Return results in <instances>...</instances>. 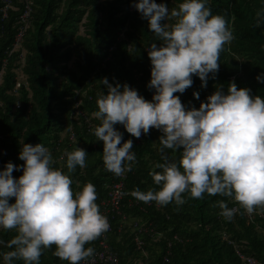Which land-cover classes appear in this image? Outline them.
Returning <instances> with one entry per match:
<instances>
[{"label":"trees","instance_id":"trees-1","mask_svg":"<svg viewBox=\"0 0 264 264\" xmlns=\"http://www.w3.org/2000/svg\"><path fill=\"white\" fill-rule=\"evenodd\" d=\"M2 1L0 171L9 162L17 166L24 164L18 158L24 144H42L53 156L52 167L70 176L74 192L81 191L87 183L95 186L101 212V202L116 180L104 167L103 142L97 141L92 131L100 125L99 120L91 117L98 110L97 99L107 94L101 81L107 78L113 86L120 84L121 90L127 84L151 102L153 89L148 84L152 65L146 50L153 43L159 46L161 41L134 7L133 11L129 10L138 0H29L27 27L20 19L24 6L13 0L4 17ZM155 2L167 5L171 12L184 0ZM207 6L213 15L225 17L234 39L224 46L219 70L209 73L206 87L194 75L192 86L183 94L174 95L179 96L186 110H199L201 103H206L218 89L227 94L229 84L234 82L238 90L249 89L250 95L264 99V83L256 79L257 76L264 79V25L256 24V13L264 10V0H207ZM19 28L25 32L20 47L15 48ZM194 93L199 94V99ZM78 100L79 109L90 117L88 122L72 116V107ZM114 127L123 135L121 145L132 139L122 125ZM161 135L159 130L151 129L147 135L142 134L139 143L133 142L137 162L125 181L129 196L122 213L126 221L109 241L118 256V264H240L232 247L222 240L223 234L242 242L247 254L264 262V214L259 211L249 217L230 198L219 195L204 194L202 199H193L185 193L182 197L186 203L179 206L175 202L165 206H157L155 202L146 204L130 195L136 189L158 190L149 173L161 171L155 169L157 163L163 162L159 152ZM76 148L87 153L86 167L68 173L64 152ZM165 151L175 162L181 158L179 151ZM22 174L21 167L12 176L18 179ZM128 201L132 203L130 206ZM219 201L230 208L237 207L230 221L219 215ZM133 221L150 225L160 234L159 239L142 235L143 249H138L131 227ZM16 234L15 230L0 229V240L10 241ZM97 243L98 239L85 248L92 247L95 251ZM11 250L14 249L0 244V264H4L3 254ZM54 251L55 246L44 250L40 264H68L54 256ZM12 264L24 262L13 260Z\"/></svg>","mask_w":264,"mask_h":264},{"label":"clouds","instance_id":"clouds-1","mask_svg":"<svg viewBox=\"0 0 264 264\" xmlns=\"http://www.w3.org/2000/svg\"><path fill=\"white\" fill-rule=\"evenodd\" d=\"M133 7L146 19L150 31L161 41L148 50L151 61L152 101H146L127 84L113 86L104 78L107 94L97 99L92 116L100 125L92 131L103 142L102 160L106 171L116 177L131 172L137 162L133 141L121 145L123 135L115 129L122 125L139 139L151 129L159 130L157 163L149 175L158 190H133L130 195L143 203L165 206L183 205L204 194L230 198L248 215L264 214V99L253 97L249 89L229 84L227 94L218 89L201 103L199 110H186L179 96L199 77L206 87L209 73L219 70L220 53L233 39L228 22L213 15L207 0H184L169 12L167 5L155 0H138ZM174 20V23L166 21ZM164 21L165 23H162ZM257 26L264 25V10L256 13ZM258 82L264 83L261 76ZM199 99V94H193ZM165 150L179 151L178 162ZM182 150V151H180ZM68 173L86 167L87 153L76 148L65 150ZM22 166L9 162L0 171V229L15 230L10 241L0 240L8 249L4 264L22 260L40 264L44 250L55 246L53 255L68 264H80L94 254L85 248L110 228L101 214L96 188L87 183L74 192L69 175L52 167L51 152L42 144H24L18 157ZM23 174L15 179L13 171ZM14 199V203L10 200ZM219 215L230 221L237 212L224 201L218 202Z\"/></svg>","mask_w":264,"mask_h":264},{"label":"built area","instance_id":"built-area-1","mask_svg":"<svg viewBox=\"0 0 264 264\" xmlns=\"http://www.w3.org/2000/svg\"><path fill=\"white\" fill-rule=\"evenodd\" d=\"M12 1L13 0H3L4 10L3 15L6 17L5 10L7 8L12 7ZM23 6L24 11L21 13L20 19L25 22V27L28 26V20L30 17V1L29 0H18ZM130 11H133V6H130ZM24 28H19V31L17 32V35L15 37V48L20 47V43L22 40V37L24 35ZM148 48L146 50L148 54ZM2 74V72H1ZM20 82L17 83V87H19ZM155 94V90L153 89L151 92L150 97L152 98ZM76 99V96L74 97V100ZM80 101L75 102V105L72 107V116L76 117H82L86 122L90 120V117H88L84 112H82L79 109ZM18 107V106H17ZM91 117H93L91 115ZM142 137V135H141ZM141 137L139 139L132 137V141L135 143H139L141 140ZM70 139H73V135L70 136ZM122 146V145H121ZM127 173L123 176L116 177V180L110 185L106 198L101 202V214L104 215L109 224L110 228L107 232H105L101 237L98 238L97 243V250L94 251V254L90 256L87 260L81 261L80 264H118V256L113 249H111L109 245L110 237L114 233V231L120 232L123 223L126 221V216L122 213V208L125 205V201L128 200L129 191L125 187V181L127 179ZM128 206H130L132 203L130 201L127 202ZM233 208H236L234 206ZM253 215V214H252ZM252 215H248L249 217ZM132 231L134 233V242L136 244V247L138 249H143L144 242L141 239L142 235H148L150 237L154 236V240L159 239L160 234L155 233L153 228H151L150 225H147L145 223H141L140 221H133L132 224ZM222 240L226 242V244L230 247H232L234 251V255L239 260L240 264H264L263 261L258 260L254 256H251L245 252L246 246L240 242L238 243L234 239L229 238L227 235H222ZM170 247V244L167 245V248ZM164 261H167L166 257L164 258Z\"/></svg>","mask_w":264,"mask_h":264}]
</instances>
